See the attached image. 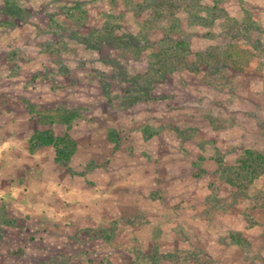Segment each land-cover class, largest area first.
I'll list each match as a JSON object with an SVG mask.
<instances>
[{
	"label": "rangeland",
	"instance_id": "rangeland-1",
	"mask_svg": "<svg viewBox=\"0 0 264 264\" xmlns=\"http://www.w3.org/2000/svg\"><path fill=\"white\" fill-rule=\"evenodd\" d=\"M111 1L0 0V264H264V0Z\"/></svg>",
	"mask_w": 264,
	"mask_h": 264
},
{
	"label": "trees",
	"instance_id": "trees-1",
	"mask_svg": "<svg viewBox=\"0 0 264 264\" xmlns=\"http://www.w3.org/2000/svg\"><path fill=\"white\" fill-rule=\"evenodd\" d=\"M127 2H130V0H127ZM112 4L115 5V1L112 0L111 1ZM110 4V2H109ZM111 5V4H110ZM230 50H223V49H219L218 47L216 46H212L210 47L207 52L205 51L203 54H200V53H195V54H190V57L192 59H197L199 57H202V60L205 61V68L208 66L207 65V62L208 59H210V57H213V58H217V54H218V58L216 61H214L215 63L216 62H219V63H222L224 60H222L224 58L223 54L222 53H228V56L226 58V62L223 63V65L221 66V70H219L218 68V71H220L221 73V77L223 78L224 77V69L227 71H231V68L234 67V62H233V58H232V54H230ZM188 54V53H187ZM177 54L175 53V56ZM178 59V58H177ZM181 62H183L181 60ZM184 63V62H183ZM215 65V64H214ZM183 70H186V68H182ZM196 70V69H195ZM203 81L204 82H208V83H214L210 80H208L207 78H203ZM224 82V80L221 79V82ZM212 121V118H209V121ZM40 139H42V142L43 144H47V145H53L56 149V157H55V160L57 162H64L66 163L71 155L74 153V150L76 149V145L75 143L70 140L69 138L67 137H62V138H57V139H54L53 136L51 137H48V138H44V137H41ZM215 165H217L218 167H220L223 171L226 170L227 172V183L229 185H232V186H239L240 188H243V189H246L247 188V185L248 183L247 182H252L253 180H251L252 178H257L259 175L261 174H264V155L262 153H259L252 149H245V150H241L239 155L237 156L236 158V161L234 165H227V164H224L223 163V160H215ZM232 171L236 172L234 173L236 175L233 176L232 175ZM241 174H244V179H243V182L241 183H238L237 182V179L240 178V175ZM245 195V194H243ZM178 249L174 250V252L177 253ZM159 252L157 251V254L155 255H158ZM160 258V257H159ZM168 259H171V260H176L177 257L174 255V254H171V256H168Z\"/></svg>",
	"mask_w": 264,
	"mask_h": 264
},
{
	"label": "crops",
	"instance_id": "crops-1",
	"mask_svg": "<svg viewBox=\"0 0 264 264\" xmlns=\"http://www.w3.org/2000/svg\"><path fill=\"white\" fill-rule=\"evenodd\" d=\"M81 124H79V126H80ZM74 127H75V125H72L71 127L69 126L67 129H65V131L63 132V135L64 134H67V136H65V137H67V138H69L70 140L72 139V141H75L76 142V149H77V147H78V150L76 151V149L74 150V153L71 155V163H74L75 161H76V159H75V157H77L78 156V154L80 153V152H82L84 149H83V147H85L84 145V143H81V145H83V146H81L80 145V143H78L76 140H77V138L76 137H74V135H73V129H74ZM113 153V152H112ZM112 153H109L110 155H113ZM117 153V152H116ZM84 155H86L85 153H84ZM45 156V155H44ZM83 158H85V156H83ZM146 158V157H145ZM47 159V158H46ZM147 159V158H146ZM47 161V160H46ZM148 161V160H147ZM146 164V163H145ZM97 168H99V167H97Z\"/></svg>",
	"mask_w": 264,
	"mask_h": 264
}]
</instances>
